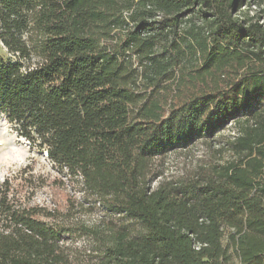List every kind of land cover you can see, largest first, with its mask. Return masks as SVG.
Here are the masks:
<instances>
[{
  "label": "trees",
  "instance_id": "16d2710c",
  "mask_svg": "<svg viewBox=\"0 0 264 264\" xmlns=\"http://www.w3.org/2000/svg\"><path fill=\"white\" fill-rule=\"evenodd\" d=\"M0 42V116L119 218L80 228L77 261L72 225L7 178L0 264H264V1L0 0ZM205 141L213 159L153 186Z\"/></svg>",
  "mask_w": 264,
  "mask_h": 264
},
{
  "label": "rangeland",
  "instance_id": "374dc122",
  "mask_svg": "<svg viewBox=\"0 0 264 264\" xmlns=\"http://www.w3.org/2000/svg\"><path fill=\"white\" fill-rule=\"evenodd\" d=\"M251 12L258 13L257 6H253ZM8 58V51L0 42V59ZM234 133L233 127H228L220 136L228 139ZM213 146L207 145L206 141L199 142L189 149L156 160L153 186L163 181L184 180L194 174L199 165H205L214 158ZM7 178L12 179L14 188L23 200L32 206L59 210L65 222L72 225L76 231L74 241L69 246L76 251L77 261L88 258L94 247L93 240L84 236L80 228L91 227L110 218L119 220L110 216L96 198L80 194L74 183L51 166L46 154L19 138L15 128L0 116V183ZM131 226L139 229L135 224ZM226 243L227 238L224 239Z\"/></svg>",
  "mask_w": 264,
  "mask_h": 264
}]
</instances>
